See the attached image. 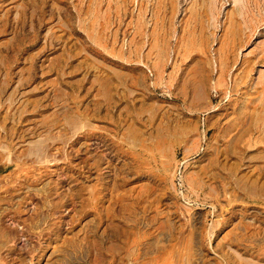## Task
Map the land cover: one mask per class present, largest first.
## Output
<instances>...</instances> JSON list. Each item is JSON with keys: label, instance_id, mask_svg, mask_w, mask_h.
<instances>
[{"label": "rangeland", "instance_id": "rangeland-1", "mask_svg": "<svg viewBox=\"0 0 264 264\" xmlns=\"http://www.w3.org/2000/svg\"><path fill=\"white\" fill-rule=\"evenodd\" d=\"M0 264H264V0H0Z\"/></svg>", "mask_w": 264, "mask_h": 264}, {"label": "bare ground", "instance_id": "bare-ground-1", "mask_svg": "<svg viewBox=\"0 0 264 264\" xmlns=\"http://www.w3.org/2000/svg\"><path fill=\"white\" fill-rule=\"evenodd\" d=\"M254 197V196H253Z\"/></svg>", "mask_w": 264, "mask_h": 264}]
</instances>
